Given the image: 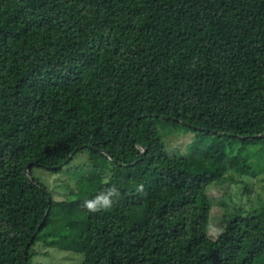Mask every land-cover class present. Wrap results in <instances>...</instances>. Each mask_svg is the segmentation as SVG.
I'll return each instance as SVG.
<instances>
[{
	"label": "trees",
	"instance_id": "obj_1",
	"mask_svg": "<svg viewBox=\"0 0 264 264\" xmlns=\"http://www.w3.org/2000/svg\"><path fill=\"white\" fill-rule=\"evenodd\" d=\"M165 126L196 135L171 150ZM256 144L264 0H0V264L37 244L79 264H264V205L230 201ZM77 156L73 192L34 176ZM113 185L110 209L84 207Z\"/></svg>",
	"mask_w": 264,
	"mask_h": 264
},
{
	"label": "rangeland",
	"instance_id": "obj_2",
	"mask_svg": "<svg viewBox=\"0 0 264 264\" xmlns=\"http://www.w3.org/2000/svg\"><path fill=\"white\" fill-rule=\"evenodd\" d=\"M180 127L176 129L165 126L166 129L162 131V137L171 150L182 151L196 135V132ZM241 156L246 158L251 168L248 172L238 174L237 181L232 182L230 201L241 204L246 209L260 208L264 205V145L248 146V150ZM87 167L85 157L77 156L63 172L52 174L39 167H34L33 172L34 176L52 190L56 197H60L70 190L73 192L78 185L75 171ZM35 251L36 254L31 259L32 264H79L82 259L80 254L42 248L39 244L36 245Z\"/></svg>",
	"mask_w": 264,
	"mask_h": 264
},
{
	"label": "clouds",
	"instance_id": "obj_3",
	"mask_svg": "<svg viewBox=\"0 0 264 264\" xmlns=\"http://www.w3.org/2000/svg\"><path fill=\"white\" fill-rule=\"evenodd\" d=\"M105 183H107V180L105 181ZM140 188H142V186H140ZM137 190L140 189L138 188ZM118 196L119 192L117 188L113 185L108 188L106 192L100 193L92 199H86L83 204L84 207L90 212L106 211L113 206L115 202L113 200V197Z\"/></svg>",
	"mask_w": 264,
	"mask_h": 264
}]
</instances>
